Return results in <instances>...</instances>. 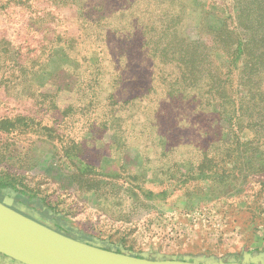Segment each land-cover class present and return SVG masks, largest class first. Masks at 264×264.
<instances>
[{"label": "rangeland", "instance_id": "374dc122", "mask_svg": "<svg viewBox=\"0 0 264 264\" xmlns=\"http://www.w3.org/2000/svg\"><path fill=\"white\" fill-rule=\"evenodd\" d=\"M178 3L189 17L188 36L197 35L202 16L212 26L220 24L219 30L239 25L252 47L251 40L264 36V0ZM75 14L59 0H0V190L39 203L77 237L114 252L192 262L237 261L245 254L264 253V156L228 162L227 147L218 142L217 130H211L202 139L204 146L215 141L217 155L210 165L206 157L184 148L180 154L158 157L153 146L144 149L137 141L129 145L125 133L106 131L91 115L80 119L78 97L64 96L62 90L73 84L71 70L76 75L82 70L75 61L92 55L96 46L83 35L78 52L68 54L71 61L61 51H43L56 44L55 35H79L77 22L83 21ZM137 47L128 43L124 54L133 56ZM122 50L116 60L124 66L105 64L106 72L127 74ZM65 62L71 67L64 70ZM140 70L149 77L154 71L145 66ZM80 75L81 80L92 79ZM261 77L259 102L264 106V73ZM160 83L152 81L161 93L154 98L167 106ZM261 114L264 120V110ZM256 131L247 132V142L264 150V128L260 142ZM163 132L167 135V128ZM200 165L212 172H200ZM4 202L11 203L9 197Z\"/></svg>", "mask_w": 264, "mask_h": 264}, {"label": "trees", "instance_id": "16d2710c", "mask_svg": "<svg viewBox=\"0 0 264 264\" xmlns=\"http://www.w3.org/2000/svg\"><path fill=\"white\" fill-rule=\"evenodd\" d=\"M59 1L62 7H73L76 18L83 21L77 22L79 35H55L56 44L43 51H61L71 61L68 54L77 51L83 35L96 46L92 55L75 61L76 69L82 70L79 75L71 70L73 84L62 90L64 96L78 97L80 119L91 115V121L106 131L125 133L129 145L137 141L144 149L153 146L158 157L180 154L184 148L190 155L206 157L210 165L217 155L215 141L204 146L202 139L211 130H217L218 142L227 147L228 162L264 156L263 149L247 142L251 128L257 129L254 138L262 137L260 130L264 128V120L258 117L264 110L259 102L263 96V35L251 40L255 43L252 47L241 35L239 25L219 30L220 24L212 26L202 16L197 35L188 36L185 25L189 17L178 0H76L78 4L74 0ZM128 43H137L133 56L124 54ZM120 49L128 63L127 74H117L115 78L112 70L105 71V64L124 66L116 60ZM63 66L64 70L71 67L67 62ZM142 66L151 72L154 69L151 77L142 73ZM81 72L91 76V81L81 80ZM155 80L164 86L167 106L154 98L160 93L152 84ZM88 91L91 98L86 101ZM139 95L144 101L139 100ZM70 107L71 113L77 115L75 106ZM180 130L190 133L181 136ZM117 137L111 141L115 143ZM164 144L167 153L163 152ZM143 154L147 156V151ZM198 169L205 174L212 172L211 167L200 165Z\"/></svg>", "mask_w": 264, "mask_h": 264}, {"label": "water", "instance_id": "95a60500", "mask_svg": "<svg viewBox=\"0 0 264 264\" xmlns=\"http://www.w3.org/2000/svg\"><path fill=\"white\" fill-rule=\"evenodd\" d=\"M10 205L0 203V254L21 264H264V253L245 254L242 262L163 261L117 253L69 238Z\"/></svg>", "mask_w": 264, "mask_h": 264}, {"label": "flooded vegetation", "instance_id": "af4514ba", "mask_svg": "<svg viewBox=\"0 0 264 264\" xmlns=\"http://www.w3.org/2000/svg\"><path fill=\"white\" fill-rule=\"evenodd\" d=\"M6 197H9L11 201L10 208L22 213L28 218H31L43 225L50 226L52 229H54L57 232H64V235L72 238L74 240L83 242V243H90L92 244V240L89 238H80L77 237V234L74 233L73 229L64 224L61 219L57 216L54 217L51 215L50 212H47V209L44 207H41L39 203L37 202H30L26 197L15 195L14 192H2L0 190V203H4ZM104 249V248H102ZM107 250V249H105ZM113 251V250H109ZM119 253V252H117ZM1 264H20L16 261H13L12 259L7 260L6 256L1 255ZM243 259V258H242ZM242 259L236 258L238 262H242Z\"/></svg>", "mask_w": 264, "mask_h": 264}, {"label": "crops", "instance_id": "0c3cea01", "mask_svg": "<svg viewBox=\"0 0 264 264\" xmlns=\"http://www.w3.org/2000/svg\"><path fill=\"white\" fill-rule=\"evenodd\" d=\"M1 264V263H0Z\"/></svg>", "mask_w": 264, "mask_h": 264}]
</instances>
